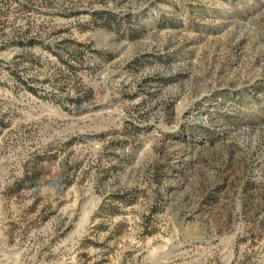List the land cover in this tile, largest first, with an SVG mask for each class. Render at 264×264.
I'll return each instance as SVG.
<instances>
[{
    "label": "rangeland",
    "instance_id": "1",
    "mask_svg": "<svg viewBox=\"0 0 264 264\" xmlns=\"http://www.w3.org/2000/svg\"><path fill=\"white\" fill-rule=\"evenodd\" d=\"M0 264H264V0H0Z\"/></svg>",
    "mask_w": 264,
    "mask_h": 264
},
{
    "label": "trees",
    "instance_id": "2",
    "mask_svg": "<svg viewBox=\"0 0 264 264\" xmlns=\"http://www.w3.org/2000/svg\"><path fill=\"white\" fill-rule=\"evenodd\" d=\"M29 42L32 44V43L35 42V39L32 38V39L29 40ZM15 43H17V44H22V43H23V40H22V39H18V40L15 41Z\"/></svg>",
    "mask_w": 264,
    "mask_h": 264
}]
</instances>
